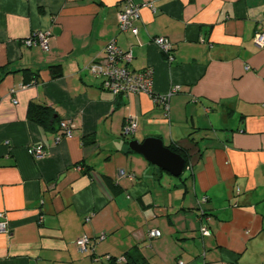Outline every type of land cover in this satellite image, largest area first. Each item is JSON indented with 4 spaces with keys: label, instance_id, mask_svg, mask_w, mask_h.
I'll use <instances>...</instances> for the list:
<instances>
[{
    "label": "crops",
    "instance_id": "1",
    "mask_svg": "<svg viewBox=\"0 0 264 264\" xmlns=\"http://www.w3.org/2000/svg\"><path fill=\"white\" fill-rule=\"evenodd\" d=\"M122 1L0 0V213L10 228L0 264H116L127 252L148 264H264V47L254 43L264 0H132L136 36L118 28ZM37 31L51 34L47 52L23 43ZM156 36L172 43L171 62ZM111 38L131 49L128 69L152 68L155 93L181 86L168 118L150 95L115 97L87 69ZM31 105L58 120L33 122ZM130 118L136 130L123 136ZM63 119L73 133L56 141ZM146 137L181 149L185 174L128 148ZM39 143L42 159L28 153Z\"/></svg>",
    "mask_w": 264,
    "mask_h": 264
},
{
    "label": "built area",
    "instance_id": "2",
    "mask_svg": "<svg viewBox=\"0 0 264 264\" xmlns=\"http://www.w3.org/2000/svg\"><path fill=\"white\" fill-rule=\"evenodd\" d=\"M120 10L117 14V23L120 31H130L133 36L138 34V26L136 22L139 20V4L134 3L132 0H123ZM144 5V4H143ZM49 31H37L32 33L29 37L23 40L24 45L27 47L39 46L44 52L49 49ZM151 42L166 56V60L171 62L174 59L173 46L168 38L163 36H156L151 38ZM254 43L258 47H264V29L256 32L254 36ZM133 58L131 49H122L115 38L109 39L100 54L88 64L87 69L93 72L101 80L102 87L109 91L113 96H119L122 94H138L146 93L151 96L152 100L161 105L165 117H169V100L172 95L178 93L181 90V86L178 84L172 85L169 90L164 94H157L153 91V71L152 68L146 67L140 71H134L128 69L127 65ZM137 127L135 119L130 118L122 127V135H131ZM74 124L70 120L60 121V132L56 135V141L63 138H69L72 136ZM28 153L36 159H42L46 153L44 145L39 143L35 146L28 148ZM123 175L124 171L119 172ZM205 201V197H202L200 202ZM200 226L199 232L205 236L210 233L207 223L210 220L204 210L200 209ZM0 233H9L10 228L8 220L3 213H0ZM89 220L88 217L85 218ZM161 232L158 229H150L148 231L149 237H158ZM99 239L104 238V234H101ZM90 241L89 237L84 234L79 237L75 245L78 248H84ZM118 263L125 261V256H121L116 260ZM179 264H183V261H179Z\"/></svg>",
    "mask_w": 264,
    "mask_h": 264
},
{
    "label": "water",
    "instance_id": "3",
    "mask_svg": "<svg viewBox=\"0 0 264 264\" xmlns=\"http://www.w3.org/2000/svg\"><path fill=\"white\" fill-rule=\"evenodd\" d=\"M128 148L142 155L151 165L176 177L180 176L186 167L185 159L165 146L158 137H146L142 141L130 139Z\"/></svg>",
    "mask_w": 264,
    "mask_h": 264
},
{
    "label": "trees",
    "instance_id": "4",
    "mask_svg": "<svg viewBox=\"0 0 264 264\" xmlns=\"http://www.w3.org/2000/svg\"><path fill=\"white\" fill-rule=\"evenodd\" d=\"M123 3V2H122ZM121 3V4H122ZM50 74L53 78L60 77L62 74L60 65H54L50 67ZM29 116L31 120L39 125H43L44 127L51 128L53 122L58 120V118L55 116V113L53 110L47 106H40V105H31L29 107ZM51 123V124H50ZM172 151L179 153L184 159L185 163L187 164V156L185 153L174 146H168ZM125 261L122 263H116V264H148L147 260L141 256L140 254H133L130 252L125 253Z\"/></svg>",
    "mask_w": 264,
    "mask_h": 264
},
{
    "label": "rangeland",
    "instance_id": "5",
    "mask_svg": "<svg viewBox=\"0 0 264 264\" xmlns=\"http://www.w3.org/2000/svg\"><path fill=\"white\" fill-rule=\"evenodd\" d=\"M185 173H183V175H184Z\"/></svg>",
    "mask_w": 264,
    "mask_h": 264
}]
</instances>
